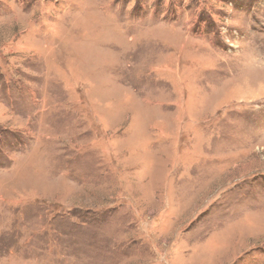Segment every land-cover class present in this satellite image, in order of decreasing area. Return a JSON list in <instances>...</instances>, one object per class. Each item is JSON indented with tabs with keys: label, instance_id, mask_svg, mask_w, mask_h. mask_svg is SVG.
Segmentation results:
<instances>
[{
	"label": "rangeland",
	"instance_id": "obj_1",
	"mask_svg": "<svg viewBox=\"0 0 264 264\" xmlns=\"http://www.w3.org/2000/svg\"><path fill=\"white\" fill-rule=\"evenodd\" d=\"M0 264H264V0H0Z\"/></svg>",
	"mask_w": 264,
	"mask_h": 264
}]
</instances>
